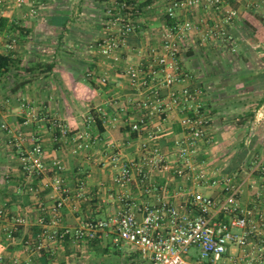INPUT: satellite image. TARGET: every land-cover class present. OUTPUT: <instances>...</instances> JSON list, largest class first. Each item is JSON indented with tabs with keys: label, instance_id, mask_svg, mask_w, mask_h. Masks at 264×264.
Returning a JSON list of instances; mask_svg holds the SVG:
<instances>
[{
	"label": "crops",
	"instance_id": "crops-1",
	"mask_svg": "<svg viewBox=\"0 0 264 264\" xmlns=\"http://www.w3.org/2000/svg\"><path fill=\"white\" fill-rule=\"evenodd\" d=\"M131 1L140 7L134 16L135 31L120 50L121 62L114 63L100 55L98 45L114 30L108 11L118 10V0H26L21 6L15 0H0V17L7 20L0 29V54L13 59L0 73V264L14 260L98 264L112 254L128 264L138 259L137 253L111 239L78 244L46 241L37 249V234L53 218L54 194L45 187L53 177L51 168L41 180L28 179L22 172L20 152L35 144L42 145L48 165L58 161L65 167L63 178L70 194L58 214L59 227L117 215L125 195L138 204L164 201L183 206L194 193L223 201L228 180L239 188L241 207L264 214V0H223L218 9L208 0L196 5L195 0H181L177 21L190 27L181 42V68L193 76L190 84L203 90L201 101L211 114L214 143L201 144L194 171L186 178L177 177L171 168L152 174L148 186L136 169L131 184L121 189L115 183L118 169L113 157L120 162L141 160L143 145L152 144L148 133H156L157 146L174 162V142L186 133L179 108L155 117L139 133L131 131L129 123L139 118L133 102L149 93L132 88L127 68L139 67L151 48L160 47L169 25V0ZM227 11L238 15L230 28L235 54L210 34L216 25L222 26ZM182 87L162 93L167 98ZM22 103L38 116L33 118ZM55 118L69 129L59 141L53 137ZM2 125L22 134L21 148L9 144ZM84 131L90 135L91 147L78 149L77 137ZM199 171L208 174L205 181L197 179ZM81 186L84 198L77 200L75 192ZM19 218L22 224L16 223ZM137 218L142 220L143 215ZM249 240L250 250L258 255L254 263L263 264L259 255L264 257V227ZM237 255L238 249H230L225 263Z\"/></svg>",
	"mask_w": 264,
	"mask_h": 264
},
{
	"label": "built area",
	"instance_id": "built-area-1",
	"mask_svg": "<svg viewBox=\"0 0 264 264\" xmlns=\"http://www.w3.org/2000/svg\"><path fill=\"white\" fill-rule=\"evenodd\" d=\"M15 1L21 6L26 0ZM208 1L217 9L223 3V0ZM197 2L199 0L193 1L192 4L196 5ZM117 4L120 12L112 8L108 11L114 30L98 45L100 55L114 63L121 62L120 50L126 44L128 36L135 31L134 16L139 13L133 5H128L126 0H120ZM180 7L181 0H169L166 14L175 21L166 28L160 47L151 48L145 56L146 62L139 67L127 68L132 88L149 93L147 98L133 102L139 118L129 125L132 132L139 133L155 117L166 116L174 108H179L184 115L181 124L186 133L182 139L174 142V162L157 146L156 133H148V140L152 144L143 145L144 156L141 160L120 162L117 157H113L112 161L118 169L115 183L121 189H126L131 184L136 169L141 181L148 186L152 174L168 172L171 168L177 177L186 178L187 173L194 171L201 144L212 146L214 143L211 114L201 101L203 90L190 84L193 82V76L181 68V42L186 39L190 27L177 21V11ZM122 9H134V13L127 14L122 12ZM237 16V12L227 11L222 26L216 25L210 33L221 38L233 54L236 53V39L230 28ZM102 82L105 83L106 80ZM178 85H183L179 93H171L167 98L163 95L164 89ZM22 109L27 110L33 118L38 116L28 103H22ZM89 119L90 122L94 121L93 117ZM51 123L54 128V141L68 135L69 129L60 119L55 118ZM2 129L8 133L9 144L14 148H21L24 140L22 134L11 131L7 125H2ZM90 147V135L84 131L77 137V148ZM20 166L28 179L41 180L49 168L53 172L52 179L45 185L51 188L54 194L51 208L53 218L51 223L43 225L44 230L41 229L37 234L36 243L34 242L37 249H42L46 241L68 240L78 244L111 239L114 244L123 245L138 254V259L132 264H227L224 258L232 248L238 249L239 255L229 257L228 264H255V259L258 258V255L250 250L252 248L249 237L252 234H261L264 214L255 215L252 210L241 207L237 202L239 188L230 180L227 182V196L223 201H216L203 193H194L191 201L183 206L164 201L156 204H138L125 195L121 197L123 208L119 214L100 220L86 219L69 228L58 226V214L70 194L64 183V165L58 161L48 165L44 161L42 145L35 144L29 150L20 152ZM207 176V173L199 171L197 179L205 181ZM31 191L36 193L35 188H31ZM75 198H84L83 187L75 192ZM2 214L3 211L0 210V215ZM138 214L143 215L142 220H138ZM23 222L21 218L16 220L17 224ZM40 224L42 226V219ZM193 250L197 251L195 256ZM259 257L264 264V257ZM12 264L20 262L14 260Z\"/></svg>",
	"mask_w": 264,
	"mask_h": 264
},
{
	"label": "trees",
	"instance_id": "trees-1",
	"mask_svg": "<svg viewBox=\"0 0 264 264\" xmlns=\"http://www.w3.org/2000/svg\"><path fill=\"white\" fill-rule=\"evenodd\" d=\"M120 1V0H118ZM127 4L129 5H135V2L131 1V0H126ZM139 9L140 7L138 6L135 7L134 6V9ZM134 9L133 10H125V9H122L121 11L124 12V13H127V14H132L134 13ZM116 11V10H114ZM139 11V10H138ZM117 12H120V10H117ZM174 19L170 18L168 15H167V22L168 24L171 26L174 24ZM7 25V20L3 17H0V29L5 27ZM13 59L11 58V56H8V55H2L0 54V73L4 72L7 70V68L11 65ZM95 119L97 121V124L99 127H101V120H99V118L97 116H95Z\"/></svg>",
	"mask_w": 264,
	"mask_h": 264
},
{
	"label": "rangeland",
	"instance_id": "rangeland-1",
	"mask_svg": "<svg viewBox=\"0 0 264 264\" xmlns=\"http://www.w3.org/2000/svg\"><path fill=\"white\" fill-rule=\"evenodd\" d=\"M195 250H193L194 252ZM105 258V257H103ZM98 264H128L127 260L123 259L121 256H117V255H111L108 258H105L103 260H101L100 262H98Z\"/></svg>",
	"mask_w": 264,
	"mask_h": 264
}]
</instances>
